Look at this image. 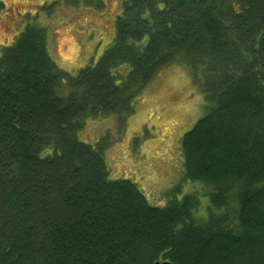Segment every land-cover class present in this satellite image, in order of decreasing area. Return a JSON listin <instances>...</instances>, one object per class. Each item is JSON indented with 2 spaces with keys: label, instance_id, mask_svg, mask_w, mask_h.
I'll list each match as a JSON object with an SVG mask.
<instances>
[{
  "label": "trees",
  "instance_id": "trees-1",
  "mask_svg": "<svg viewBox=\"0 0 264 264\" xmlns=\"http://www.w3.org/2000/svg\"><path fill=\"white\" fill-rule=\"evenodd\" d=\"M175 63L204 94L180 139L183 179L204 190L175 186L158 207L112 177L103 141L77 135L86 118L129 115ZM164 261L264 264V0H123L113 41L75 75L33 19L2 49L0 264Z\"/></svg>",
  "mask_w": 264,
  "mask_h": 264
},
{
  "label": "rangeland",
  "instance_id": "rangeland-1",
  "mask_svg": "<svg viewBox=\"0 0 264 264\" xmlns=\"http://www.w3.org/2000/svg\"><path fill=\"white\" fill-rule=\"evenodd\" d=\"M2 1L0 56L4 46L15 43L27 19H33L46 28L47 48L56 65L75 75L79 69L95 63L113 41L115 20L122 11L123 0L77 5L68 0ZM14 16L9 25L8 20ZM6 32L9 38L3 40ZM66 88L59 92L61 96L68 94ZM204 112V94L199 83L185 65L175 63L155 74L129 115L122 118L110 113L86 118L77 137L87 143L103 141L112 177L134 181L150 205L162 207L171 197L168 191L175 186H182L181 195L204 190L200 184L183 179L180 152L182 135ZM206 198L201 199L204 207Z\"/></svg>",
  "mask_w": 264,
  "mask_h": 264
},
{
  "label": "flooded vegetation",
  "instance_id": "flooded-vegetation-1",
  "mask_svg": "<svg viewBox=\"0 0 264 264\" xmlns=\"http://www.w3.org/2000/svg\"><path fill=\"white\" fill-rule=\"evenodd\" d=\"M2 3H4L2 0H0ZM20 11V9L18 10V11H16V12H19ZM15 12V13H16ZM14 18H15V16L14 17H11L9 20H8V22H9V25L11 24V22L14 20ZM6 30H4V32H5ZM5 38H9V35H8V32H6V35H4V37H3V40L5 39Z\"/></svg>",
  "mask_w": 264,
  "mask_h": 264
},
{
  "label": "water",
  "instance_id": "water-1",
  "mask_svg": "<svg viewBox=\"0 0 264 264\" xmlns=\"http://www.w3.org/2000/svg\"><path fill=\"white\" fill-rule=\"evenodd\" d=\"M155 264H159V262H156ZM162 264H171V263H169L168 261H164L162 262Z\"/></svg>",
  "mask_w": 264,
  "mask_h": 264
}]
</instances>
